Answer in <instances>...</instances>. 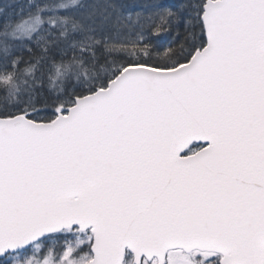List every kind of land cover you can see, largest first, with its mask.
Here are the masks:
<instances>
[{"label": "snow or ice", "instance_id": "obj_1", "mask_svg": "<svg viewBox=\"0 0 264 264\" xmlns=\"http://www.w3.org/2000/svg\"><path fill=\"white\" fill-rule=\"evenodd\" d=\"M0 264H264V0H0Z\"/></svg>", "mask_w": 264, "mask_h": 264}]
</instances>
